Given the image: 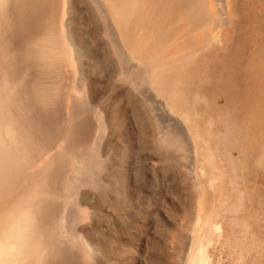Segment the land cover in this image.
<instances>
[{"label":"rangeland","instance_id":"1","mask_svg":"<svg viewBox=\"0 0 264 264\" xmlns=\"http://www.w3.org/2000/svg\"><path fill=\"white\" fill-rule=\"evenodd\" d=\"M24 1H11L8 15L17 23L2 28L12 47L0 57V135L12 126L17 137L10 146L0 143V185L63 188L75 176L73 198L87 247L94 248L92 264H186L178 243L193 230L211 239L208 264H264V0H233L234 25L223 44L201 55L190 111L199 114L220 180L202 198L188 151L161 142L164 123L157 124L155 110L118 79L95 22L77 7L73 24L87 84L80 85L79 67L36 55L34 37H26L30 29H46L54 3L34 0L37 7L25 21ZM1 41L0 35V51L6 49ZM20 152L25 156L17 157ZM215 222L220 235L209 228ZM58 259L87 264L85 247L78 239L66 243Z\"/></svg>","mask_w":264,"mask_h":264},{"label":"bare ground","instance_id":"2","mask_svg":"<svg viewBox=\"0 0 264 264\" xmlns=\"http://www.w3.org/2000/svg\"><path fill=\"white\" fill-rule=\"evenodd\" d=\"M11 1L0 0V35L1 43L6 48L0 51V57L10 55L8 51L12 47L6 37L7 29L2 28H7L9 23L11 27L12 22L17 23L14 21L15 17L12 21L10 14L8 15V9L13 3ZM28 2L29 7L25 6L28 10L23 11L25 21L33 16V10L37 7L34 0H27L26 3ZM51 2L56 10L52 13L46 29L33 32V28L27 31L29 42L34 37V53L45 59L69 61L75 65L76 70L79 67V83L87 85L80 64L84 50L79 44L78 33L73 24L76 9H82L95 22L107 51L114 64L116 63L118 79L151 111L155 110L157 124L164 123L165 137L161 142L165 146L181 144L188 151L190 166L187 165L198 185L200 198L206 190L215 192L220 182L213 163L215 156L210 151L207 140L202 139L197 124L198 113L190 111L191 90L204 66L202 53L221 46L226 31L234 25L231 15L233 0H48V3ZM38 12L39 9L35 11ZM82 92L88 100L87 90ZM10 127L1 131L0 135V143L6 142L9 146L8 143L15 139L12 136L17 133L12 135ZM20 153H17V157L25 156ZM3 154L6 155L5 151ZM207 166L210 168L208 171ZM2 179L4 176H0V181ZM75 180L73 176L63 188L54 186L55 182L54 185H50L52 182L15 187L0 185V264H60L58 254L63 246L66 243H75L77 239L85 247L87 264H92L94 248L87 247L91 244L85 241L84 231L79 227V204L73 198L77 189ZM65 198L67 201H64ZM88 211L86 206L82 212L87 215ZM209 228L212 234L222 233V226L218 222L212 223ZM179 244L180 242L178 247H183L187 252L186 264H208L207 246L211 244V239L206 238L205 234L199 231L194 233L193 230L185 237L183 244Z\"/></svg>","mask_w":264,"mask_h":264}]
</instances>
